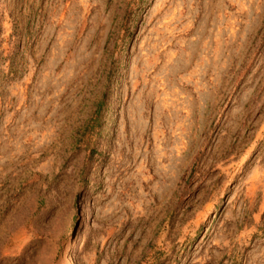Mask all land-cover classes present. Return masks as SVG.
<instances>
[{"label": "rangeland", "instance_id": "obj_1", "mask_svg": "<svg viewBox=\"0 0 264 264\" xmlns=\"http://www.w3.org/2000/svg\"><path fill=\"white\" fill-rule=\"evenodd\" d=\"M0 264H264V0H0Z\"/></svg>", "mask_w": 264, "mask_h": 264}]
</instances>
